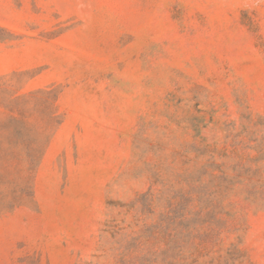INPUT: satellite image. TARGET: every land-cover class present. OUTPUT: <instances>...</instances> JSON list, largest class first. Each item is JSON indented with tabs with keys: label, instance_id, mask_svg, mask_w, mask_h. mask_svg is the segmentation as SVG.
Masks as SVG:
<instances>
[{
	"label": "rangeland",
	"instance_id": "rangeland-1",
	"mask_svg": "<svg viewBox=\"0 0 264 264\" xmlns=\"http://www.w3.org/2000/svg\"><path fill=\"white\" fill-rule=\"evenodd\" d=\"M0 264H264V0H0Z\"/></svg>",
	"mask_w": 264,
	"mask_h": 264
}]
</instances>
